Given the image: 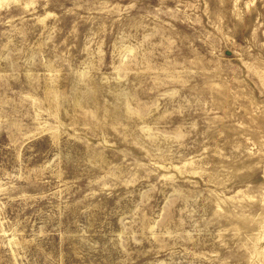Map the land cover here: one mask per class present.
<instances>
[{"label": "rangeland", "instance_id": "1", "mask_svg": "<svg viewBox=\"0 0 264 264\" xmlns=\"http://www.w3.org/2000/svg\"><path fill=\"white\" fill-rule=\"evenodd\" d=\"M0 264H264V0H0Z\"/></svg>", "mask_w": 264, "mask_h": 264}]
</instances>
